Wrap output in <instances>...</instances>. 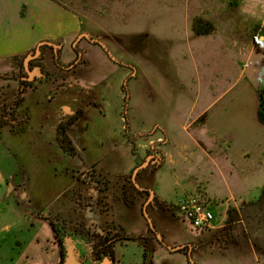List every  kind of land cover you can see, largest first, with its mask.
<instances>
[{
  "label": "rangeland",
  "instance_id": "obj_1",
  "mask_svg": "<svg viewBox=\"0 0 264 264\" xmlns=\"http://www.w3.org/2000/svg\"><path fill=\"white\" fill-rule=\"evenodd\" d=\"M59 1L83 18L81 32L67 44L50 41L0 60V119L8 122L0 123V168L5 178L12 180L0 188V227L16 222L9 230L0 231V264L60 261L62 247L55 244L48 222L38 217L40 209L59 222L65 219L75 225L83 221L92 232L124 230L128 234L124 241L111 249L116 264H144L145 252L153 264H264V188L247 193L255 201L235 198V203L224 208L210 204L217 215L216 226L197 229L178 215L174 203L203 191L202 187L184 191L177 167L166 163L157 168V162L152 161L153 154L163 157V139L159 143L156 139L165 136L153 125L165 126L173 137L187 141V123L183 122L189 114L192 118L197 115L210 98V92L206 97L204 92L202 97L197 95L196 64L205 89L210 83L218 89L222 84L218 78L215 86L208 68L217 61L180 58L179 49L185 52L186 45L169 57L162 43L164 33L183 35L184 26L178 19V15L183 16V1L179 0V10L175 7L172 11L168 8L172 0ZM78 51L82 57L72 65ZM236 70L235 65L234 73ZM180 71L191 80L186 91L178 82ZM28 83L36 86L35 90L29 87L20 94L21 86ZM67 93L70 98L78 97L86 110L65 132L71 143L68 139L56 141L54 126L56 117L64 112L58 106L60 98ZM20 95L26 98L22 103ZM147 156L150 161L139 176L154 190L153 196L133 191L127 180L134 165L143 163ZM93 168L103 171L106 184L99 185L110 189L84 190L90 199L74 197L73 174ZM12 184L14 192L26 189L28 197L23 204L34 218L21 222L19 210L8 204L12 198L5 187ZM124 185L133 197L123 193ZM147 201V212L158 232L171 247H184L172 250L150 232ZM190 250L195 263L189 257Z\"/></svg>",
  "mask_w": 264,
  "mask_h": 264
},
{
  "label": "crops",
  "instance_id": "obj_2",
  "mask_svg": "<svg viewBox=\"0 0 264 264\" xmlns=\"http://www.w3.org/2000/svg\"><path fill=\"white\" fill-rule=\"evenodd\" d=\"M180 1L184 4L183 16L178 15L184 26L183 35L175 37L170 32L161 36L169 57L186 45L185 52L179 49L178 56L185 60L217 61L208 68L215 86L218 78L222 84L218 89L210 83L205 89L196 64L197 95L202 97L204 92L206 97L210 92V98L197 115L192 118L191 113L183 122L187 123L184 128L190 141L173 137L165 126L153 125L160 127L165 136L156 139L157 143L163 139L162 149L159 148L163 157L154 154L152 161L157 162V168L166 163L177 167L184 191L192 192L200 185L211 204L216 203L218 208L230 206L235 198L241 202L255 201L246 195L255 188H264V120L260 100L264 90V0ZM180 1H170L169 10H179ZM82 26L79 13L59 0H0V60L27 53L42 41L60 40L67 44L81 32ZM178 73L180 87L186 91L191 80L185 72ZM4 182L0 168V188ZM219 191L226 194L220 195ZM18 210L22 222L25 216ZM15 223L1 226L0 231L9 230ZM57 262L55 259L54 263Z\"/></svg>",
  "mask_w": 264,
  "mask_h": 264
},
{
  "label": "flooded vegetation",
  "instance_id": "obj_3",
  "mask_svg": "<svg viewBox=\"0 0 264 264\" xmlns=\"http://www.w3.org/2000/svg\"><path fill=\"white\" fill-rule=\"evenodd\" d=\"M42 42L37 45V49L39 48V45L44 44V43H49L50 41H47V42L42 41ZM81 57H82V52L81 51H78V57L76 58V61H74L72 63V65L75 64V63L76 64L79 63V58H81ZM29 87L30 88H34V90L36 88V86H33L30 83L24 84L20 88V91H21L20 94L26 92L27 88H29ZM25 99H24V97H22V95L19 96V100H21V103ZM60 99H61V102H60V104L58 106H60L64 112L59 117H56L57 122L54 125L55 126V131H56V141H60L61 139L62 140H65V139L67 140L68 139V142L70 141V143H71L72 140L70 138H68V135L65 132H67L68 129H70L79 119H81L85 115L86 110L83 107L81 108L79 98L76 97V96H74V97L72 96L70 98L69 93L63 94ZM64 100H65L66 103L64 102ZM21 103L19 105H21ZM26 107H25L26 110L23 109V111H25V112L28 111ZM13 112H14V110L12 112H10V113L13 114ZM27 114H28V112H27ZM0 123H2V124L3 123H7L8 124V122L6 120H3V118L0 119ZM68 147L71 148V144ZM147 157H146V159H147ZM146 159H145V161H146ZM141 164H139V165H141ZM139 165L138 164L137 165H134V167L135 166L138 167ZM136 167H135V169H136ZM146 167H144V168H146ZM144 168H142V169H144ZM142 169H140L135 174V176H134V171H133L132 174L130 176H128L127 180H129L130 186L132 187V190L133 191L147 192V193L150 194V196H153L154 190L152 188H150V186L147 185L144 182V180L141 179L140 176H139L140 171ZM97 172H100V173H97ZM101 172H103V171L98 170L96 168H93V169H90L88 171H84L83 173L82 172H79V173L73 174L72 180H74L76 182V187L73 189L74 190V193L72 195H74V197H77L78 199H79V196L90 199V198H92V196L91 195H87V194L86 195L83 194L84 190H86V191L89 190V189H92L93 190L95 188L96 190L101 189L103 192H107L110 189L109 186L105 185L102 188L99 185V184H102V185L103 184H106L105 179L102 178L103 175H102ZM4 179H5V184L10 185V183H11L12 180L9 177L8 178H5V176H4ZM94 180H95L96 184L95 185H92V181H94ZM127 180L124 179V182H127ZM123 187H124V188H122L123 189V193H125L127 196H130V197H131V195H132V197L134 196L133 193H131L130 191H126V189H128V188L125 185ZM5 188L11 194V198H12L11 200L8 201V204H11L12 203L14 207H16L17 209H20L21 212L24 214L25 218H27V217L29 219L34 218V215L35 214L30 213L24 207V204H23V201L25 199H27V197H28L27 196L26 189H22L19 193H17V192H14L15 191V189H14L15 187H14L13 184H12V186L10 188L8 186L5 187ZM80 188H82V190H80ZM150 190H153V193H151ZM124 198L126 199V196H124ZM78 199H75L74 201L76 203H79L80 200H78ZM132 200H133V198H131L130 202H133ZM130 202L128 201L129 204H130ZM148 205H149V201H147V203H146L145 211L146 210L148 211ZM38 213H39V216L38 217H41V218L45 219L48 222V224L51 227V230H52V234L54 236L55 243L56 244L60 243L62 249L63 248L67 249V246H69L71 244V242H73V239L75 241H77L78 249L81 250V253H80L79 256L82 259V261L84 262V264H92L93 263V260H95V257H96V256H94V255H92V254L89 253V251L91 249V246H90L91 243H90L89 238L87 237V235H88L89 232L90 233H95V234L101 235L103 237L104 236L105 237H108L106 241H104L102 243H99V245H98L99 247L97 248V252L100 253V254H102V252H107L108 253L107 255L112 256L113 259H114V256H113V253H112L113 251L111 250L112 249V246L115 245L116 242H119L121 240L124 241L125 236L128 235L127 233H125L124 230L119 229V228L113 229V231H111V229L105 230V228H104L103 233L92 232V231L89 230L88 226H86V224L83 223V221H81L79 224L77 222L75 225H73V224H70L65 219H63L62 221L59 222L58 218H54L53 216H46V215H44L43 214V209H40L37 212V214ZM57 213H58V210H57ZM153 222H154V220H153ZM154 224H155V222H154ZM155 226H156V231L153 230L150 226H149V229H150V232L151 233H155L157 235L158 229H157V225L156 224H155ZM58 236H60L61 240H59ZM65 237H69V238H65ZM140 237L141 238L144 237V239L147 238V236H140ZM163 239L166 240L164 237H163ZM161 243H162V241H161ZM146 249H147V245H145L144 251ZM145 253H144V258H143L144 261H143V263L144 264H153L152 259L150 261L147 260V257H146V254L147 253L146 254ZM114 263L116 264V262H114Z\"/></svg>",
  "mask_w": 264,
  "mask_h": 264
},
{
  "label": "built area",
  "instance_id": "obj_4",
  "mask_svg": "<svg viewBox=\"0 0 264 264\" xmlns=\"http://www.w3.org/2000/svg\"><path fill=\"white\" fill-rule=\"evenodd\" d=\"M210 204L211 199L201 190L185 195L174 203L178 215L197 229H212L216 226L217 215Z\"/></svg>",
  "mask_w": 264,
  "mask_h": 264
},
{
  "label": "water",
  "instance_id": "obj_5",
  "mask_svg": "<svg viewBox=\"0 0 264 264\" xmlns=\"http://www.w3.org/2000/svg\"><path fill=\"white\" fill-rule=\"evenodd\" d=\"M149 161H150L149 157H147V159H146V161L144 163H142L141 165L136 167V169L134 170V176L140 169L146 167L148 165ZM150 191H151V193H153V190H150ZM145 214H146V217H147L148 222L150 224V227L153 230L156 231V226H155V224L153 222L152 217L147 212V210L145 211ZM157 236L159 237V239L162 241V243L164 245H166L167 247H169L172 250L180 249V248L184 247V245L171 247V245H169V243L166 240L163 239L161 233L157 232ZM190 246H191V244H190ZM77 251H78L77 241L73 240V242L68 247V252H67V255L65 257V260L61 264H84V262L80 258V256L77 253ZM189 257H190L191 260L193 259L192 258L193 254H192L191 250L189 252ZM192 262L195 263L194 260H192ZM97 264H115V263H114V259H113L112 256L105 255V256L102 257V259Z\"/></svg>",
  "mask_w": 264,
  "mask_h": 264
},
{
  "label": "trees",
  "instance_id": "obj_6",
  "mask_svg": "<svg viewBox=\"0 0 264 264\" xmlns=\"http://www.w3.org/2000/svg\"><path fill=\"white\" fill-rule=\"evenodd\" d=\"M198 22L199 21H197L195 23L196 31L199 30L198 29ZM260 100H261V109H262V114H263L262 116H263V120H264V90L260 92ZM87 237L89 238L90 243H91V245H90L91 249H90L89 253L94 255V256H96L95 260H93L92 264H97L102 259L103 256L108 254L107 252H102V254L97 252V248L99 247L98 246L99 243H102V242L106 241L108 237H105V236L103 237L101 235H98V234H95V233H90V232L88 233ZM58 238H59V240H61L60 236H58ZM65 238H69V237H65ZM67 252H68V249H65V248L62 249V257H61L60 262L58 264H61L65 260Z\"/></svg>",
  "mask_w": 264,
  "mask_h": 264
}]
</instances>
